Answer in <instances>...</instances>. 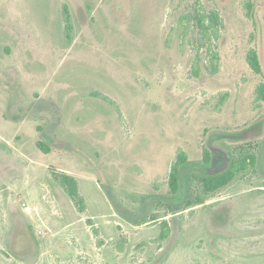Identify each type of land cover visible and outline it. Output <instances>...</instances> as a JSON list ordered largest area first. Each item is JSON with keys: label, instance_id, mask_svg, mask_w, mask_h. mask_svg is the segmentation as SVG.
<instances>
[{"label": "rangeland", "instance_id": "374dc122", "mask_svg": "<svg viewBox=\"0 0 264 264\" xmlns=\"http://www.w3.org/2000/svg\"><path fill=\"white\" fill-rule=\"evenodd\" d=\"M262 82L264 0H0V264H264ZM239 145L254 166L170 211L201 195L204 148L229 166Z\"/></svg>", "mask_w": 264, "mask_h": 264}, {"label": "trees", "instance_id": "16d2710c", "mask_svg": "<svg viewBox=\"0 0 264 264\" xmlns=\"http://www.w3.org/2000/svg\"><path fill=\"white\" fill-rule=\"evenodd\" d=\"M248 15L251 13V4H247ZM251 17V16H250ZM197 23V26L201 29L203 33H209L213 39H218V27L220 24V20L218 15L215 12L206 14L200 11H196L193 17ZM63 21L66 30V35L69 36V32L71 29L69 14L67 13L66 8L64 7L63 11ZM213 58L217 61V53L214 51ZM246 60L251 68V70L256 74H261V65L258 58V55L255 50H250L246 55ZM212 71L216 72L217 67L216 64L212 66ZM197 74V72L195 73ZM257 99L264 103V82L260 83L256 89ZM249 145L250 142H247ZM38 148L42 150L43 153H49V147L45 144L39 142L37 144ZM244 145H239L238 149L241 152H238L237 157L233 158L230 162L228 168L218 174H204L199 177V184L201 185V195H197L194 198L186 197L181 201L172 202L170 211L172 212H180L183 210H187L197 205H201L204 203L202 196H207L212 194L221 188L227 186L238 174H245L248 168L254 166L255 157L248 152H243ZM211 150L209 148H204L203 152V161L205 164L210 165L211 162ZM187 156L185 152L179 150L176 156V161L171 167L169 177H168V186L169 191L172 196L177 195L181 189V177L183 167L187 164ZM54 178L60 186L63 188L67 196L71 199L74 205L77 207L78 211L81 213L85 210V203L83 198L80 196L78 192L77 182L72 177L65 173H55ZM164 226H167V223H163Z\"/></svg>", "mask_w": 264, "mask_h": 264}, {"label": "water", "instance_id": "95a60500", "mask_svg": "<svg viewBox=\"0 0 264 264\" xmlns=\"http://www.w3.org/2000/svg\"><path fill=\"white\" fill-rule=\"evenodd\" d=\"M217 155L219 156V165H217L216 167H212L209 168L207 173L208 174H218L223 172L224 170H226L227 166H228V162H229V156L228 155H224L223 151H219L217 153Z\"/></svg>", "mask_w": 264, "mask_h": 264}, {"label": "flooded vegetation", "instance_id": "af4514ba", "mask_svg": "<svg viewBox=\"0 0 264 264\" xmlns=\"http://www.w3.org/2000/svg\"><path fill=\"white\" fill-rule=\"evenodd\" d=\"M219 151H217L216 149H212L211 150V162H210V168L212 167H216L217 165H219V156L217 155Z\"/></svg>", "mask_w": 264, "mask_h": 264}]
</instances>
